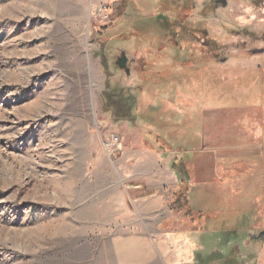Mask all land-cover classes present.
Here are the masks:
<instances>
[{
  "label": "rangeland",
  "instance_id": "rangeland-1",
  "mask_svg": "<svg viewBox=\"0 0 264 264\" xmlns=\"http://www.w3.org/2000/svg\"><path fill=\"white\" fill-rule=\"evenodd\" d=\"M144 1L132 0L119 18L108 0H0V264H167L174 255L168 238L180 217L146 215L138 199L146 192L127 180L143 148L135 123L172 100L176 82L204 84L206 111L238 99L248 87L246 55L264 49V0H227L226 8L223 0H180L166 11ZM122 54L128 74L117 65ZM107 95L125 109L137 102L130 124L118 121L116 107L106 112L114 107ZM168 128L198 130L174 119ZM232 204L207 202L205 228L215 222L220 233L224 220L239 217L238 231L247 232L250 221ZM263 204L264 194L258 221ZM163 242L167 253L156 248Z\"/></svg>",
  "mask_w": 264,
  "mask_h": 264
},
{
  "label": "crops",
  "instance_id": "crops-1",
  "mask_svg": "<svg viewBox=\"0 0 264 264\" xmlns=\"http://www.w3.org/2000/svg\"><path fill=\"white\" fill-rule=\"evenodd\" d=\"M108 1L115 3L119 0ZM179 1L155 0L154 5L166 11L181 8L182 2ZM136 2L139 3L138 0ZM257 51L253 50V57L246 55L247 76L242 80L248 87L241 91L242 94L238 90V99L234 97L230 104L220 107L221 110H204L207 103L202 89L204 84L176 82L169 86L170 90H177L174 100H162L161 104L158 103L161 105L158 112L151 110L147 115L141 111L138 115L135 126L140 130L143 148L136 151L137 171L129 170L127 180L133 178L140 183L141 193L146 192L138 198L146 215L168 209L169 213L180 217V231L168 238L175 253L173 256L168 254L171 258L167 264H243V261L245 264H264V237H259L264 232V216L258 221L256 212V198L264 194V49ZM169 56L181 58L182 55L171 53ZM177 70L182 75L183 68L178 66ZM211 74L213 80L217 73ZM232 80L234 86L238 77ZM220 81L215 78L212 85L222 90L224 85ZM239 81L242 82L241 79ZM145 107L156 109L157 104ZM173 113L172 118L170 115ZM173 119L178 123H194L198 130H177L176 133L168 128ZM175 166L185 169L188 178L180 177L174 170ZM184 191H187L188 215L171 207L179 192ZM240 199L244 201L243 207L236 205ZM214 200H231L235 215L250 221L248 231H238L241 229L237 226L239 217L232 222L226 219L220 223V233L216 232L215 222L212 227L205 228L210 220L205 211L207 202ZM260 209L263 214L264 204ZM218 218V215H213L212 220L217 223ZM254 229L258 230L257 233L252 231ZM241 233L245 234L244 238L231 241ZM137 237L133 235L132 239ZM148 241H151L150 237ZM223 241L226 244L220 246ZM258 243L261 246L256 248ZM169 244L157 243L156 248L159 253H167L172 249Z\"/></svg>",
  "mask_w": 264,
  "mask_h": 264
},
{
  "label": "trees",
  "instance_id": "trees-1",
  "mask_svg": "<svg viewBox=\"0 0 264 264\" xmlns=\"http://www.w3.org/2000/svg\"><path fill=\"white\" fill-rule=\"evenodd\" d=\"M131 1L132 0H119L118 2L113 3L112 8H113V10H115V14H117L119 18L123 17L126 14V11H127L128 7H129V4L131 3ZM106 101H107V103L110 102V105L112 103L114 104L113 105L114 107H112L109 110H106V112L115 111V109H114L115 107L118 109V112H117L118 114L117 115H119L118 116V121L119 122H123V121L128 122L130 120V117H131L130 114H133L132 112L134 110V106H135V109H136V106H137V102L134 100L132 107L129 106V108L125 109L126 106L124 105V102H126V101L115 97V95L114 96L113 95H111V96L107 95ZM121 111H123V112L127 111L129 116L123 117ZM174 170L178 172L180 177L188 178V172L185 171V169H183L182 167L175 166ZM186 192L185 191L184 192H179V196L175 197L176 201H175L174 204H172L171 207H172V210H175L176 212L182 210L184 212V214L188 215L187 213H190V211L187 212V210H186V206L188 204L187 201L185 200Z\"/></svg>",
  "mask_w": 264,
  "mask_h": 264
},
{
  "label": "water",
  "instance_id": "water-1",
  "mask_svg": "<svg viewBox=\"0 0 264 264\" xmlns=\"http://www.w3.org/2000/svg\"><path fill=\"white\" fill-rule=\"evenodd\" d=\"M223 6H224V8H226V6H227V1H226V0H223ZM257 52H262V51H257ZM257 52H255V53H257ZM133 57H134V55H133ZM117 65H118V67H119L121 70L126 71L127 74L130 73V72H129V68H127V65H128V57H126L124 54H122L121 58L117 61ZM259 237H260L261 239H263V237H264V232H263V233H260V234H259Z\"/></svg>",
  "mask_w": 264,
  "mask_h": 264
},
{
  "label": "built area",
  "instance_id": "built-area-1",
  "mask_svg": "<svg viewBox=\"0 0 264 264\" xmlns=\"http://www.w3.org/2000/svg\"><path fill=\"white\" fill-rule=\"evenodd\" d=\"M117 142H118V138L115 137L114 135H111L110 138H109V140L107 141V143H108L109 145H111V144L116 145Z\"/></svg>",
  "mask_w": 264,
  "mask_h": 264
},
{
  "label": "flooded vegetation",
  "instance_id": "flooded-vegetation-1",
  "mask_svg": "<svg viewBox=\"0 0 264 264\" xmlns=\"http://www.w3.org/2000/svg\"><path fill=\"white\" fill-rule=\"evenodd\" d=\"M170 40H171V38L170 39H168V41L170 42ZM215 58H218L217 56H215Z\"/></svg>",
  "mask_w": 264,
  "mask_h": 264
},
{
  "label": "bare ground",
  "instance_id": "bare-ground-1",
  "mask_svg": "<svg viewBox=\"0 0 264 264\" xmlns=\"http://www.w3.org/2000/svg\"><path fill=\"white\" fill-rule=\"evenodd\" d=\"M27 176V175H26Z\"/></svg>",
  "mask_w": 264,
  "mask_h": 264
}]
</instances>
